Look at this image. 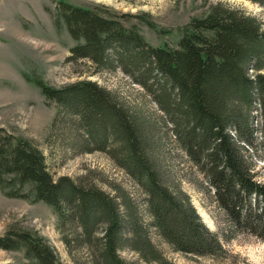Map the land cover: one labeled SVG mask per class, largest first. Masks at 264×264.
<instances>
[{"label":"trees","instance_id":"16d2710c","mask_svg":"<svg viewBox=\"0 0 264 264\" xmlns=\"http://www.w3.org/2000/svg\"><path fill=\"white\" fill-rule=\"evenodd\" d=\"M132 17L154 27L147 12L64 0L56 2L54 24L74 41L69 61L88 60L94 73L119 69L152 96L171 124L174 141L202 174L225 217L224 227L211 230L190 196L163 180L144 121L110 90L91 79L59 87L34 79L58 106L57 114L73 117L71 125L85 137L88 151L108 152L140 187L145 216L119 186L112 195L94 184L55 176L37 146L0 126V190L52 206L71 255L70 262L61 261L47 238L10 226L0 233V249L22 251L27 264H132L120 255L124 249L148 263L173 264L150 229L175 251L212 257L226 252L233 230L264 240V182L255 178L254 154L244 147L257 150L254 109L260 111L264 134V23L217 0L169 47L149 44ZM80 249L85 256L73 254Z\"/></svg>","mask_w":264,"mask_h":264},{"label":"rangeland","instance_id":"374dc122","mask_svg":"<svg viewBox=\"0 0 264 264\" xmlns=\"http://www.w3.org/2000/svg\"><path fill=\"white\" fill-rule=\"evenodd\" d=\"M59 0H0V126L30 140L45 155L49 170L67 175L84 185L94 184L114 195L115 187L127 191L145 216V195L132 178L103 150L88 151L85 137L71 122L73 117L41 93L34 79L59 87L79 79L95 80L115 94L121 102L144 121L153 145L158 170L165 182L178 185L189 196L203 222L220 232L225 217L207 191L204 178L189 157L174 141V135L152 96L117 69L93 72L90 61H69L74 41L64 27L54 24ZM75 5L104 4L119 12H147L154 27L137 22L145 40L152 46L175 47L184 26L199 17L217 0H64ZM258 16L264 23V4L252 0H222ZM264 72V67H263ZM258 109L251 111L252 125L257 129L255 147L248 150L255 178L264 182V134ZM165 120V121H164ZM206 187V188H205ZM205 214V215H204ZM15 226L36 231L48 239L61 261L70 262L58 227V216L52 206L28 199L8 197L0 190V233ZM153 240L173 264H264V240L241 229L233 230L221 256L195 255L175 251L163 242L154 229ZM85 256V250L74 251ZM120 255L132 264H157L141 260L130 250ZM22 251L0 249V264H27Z\"/></svg>","mask_w":264,"mask_h":264},{"label":"water","instance_id":"95a60500","mask_svg":"<svg viewBox=\"0 0 264 264\" xmlns=\"http://www.w3.org/2000/svg\"><path fill=\"white\" fill-rule=\"evenodd\" d=\"M207 225V224H206ZM208 226V225H207ZM209 227V226H208Z\"/></svg>","mask_w":264,"mask_h":264},{"label":"bare ground","instance_id":"6f19581e","mask_svg":"<svg viewBox=\"0 0 264 264\" xmlns=\"http://www.w3.org/2000/svg\"><path fill=\"white\" fill-rule=\"evenodd\" d=\"M205 215V214H204Z\"/></svg>","mask_w":264,"mask_h":264}]
</instances>
